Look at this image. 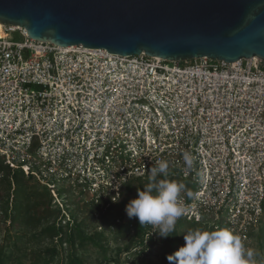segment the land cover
<instances>
[{
  "label": "built area",
  "instance_id": "obj_1",
  "mask_svg": "<svg viewBox=\"0 0 264 264\" xmlns=\"http://www.w3.org/2000/svg\"><path fill=\"white\" fill-rule=\"evenodd\" d=\"M3 27L0 185L6 170L21 172L56 208L79 201L108 210L166 160L167 179L185 185L177 223L229 229L244 247L252 243L264 217L260 59L172 63L63 48ZM185 151L195 157L191 169ZM158 233L150 225L145 247Z\"/></svg>",
  "mask_w": 264,
  "mask_h": 264
},
{
  "label": "water",
  "instance_id": "obj_2",
  "mask_svg": "<svg viewBox=\"0 0 264 264\" xmlns=\"http://www.w3.org/2000/svg\"><path fill=\"white\" fill-rule=\"evenodd\" d=\"M0 24L63 48L264 63V0H0Z\"/></svg>",
  "mask_w": 264,
  "mask_h": 264
},
{
  "label": "rangeland",
  "instance_id": "obj_3",
  "mask_svg": "<svg viewBox=\"0 0 264 264\" xmlns=\"http://www.w3.org/2000/svg\"><path fill=\"white\" fill-rule=\"evenodd\" d=\"M16 39L19 40L20 38L17 36ZM19 173L22 174L21 172ZM142 185L145 184L139 183L138 186L135 185V188ZM0 190L3 193L9 191L10 194L9 185L4 181L0 185ZM41 197L48 202L52 199L47 188L34 180L26 179V182L20 183L17 186V190L11 195L14 213L16 212V215H18L20 210L32 208ZM136 197L135 195L132 197L128 193L126 197L127 202ZM120 204H113L107 208L108 210L102 207H93L79 201L63 203V208L57 204L62 211H66L71 219L76 217L75 223L83 225L85 234L88 237L99 232L104 233V239L99 241L104 250L99 249L94 244H87L85 248L78 247V258L82 264H160L167 256L169 237L161 238L157 235L153 243L149 242L147 244L148 247L144 249L133 246L134 229L123 235L118 234L119 225L131 220L126 215L125 207L123 208V205ZM53 205L56 208L55 204ZM19 218L11 222L10 216L6 217L3 205L0 204V252L4 247L6 253L13 254L12 260L7 261V264H44V260L48 257L45 250L50 247H56L57 250L54 264H69L70 246L67 242L61 243L58 239L41 240L35 238V235L46 225L60 222L59 220L52 217L48 221H44L38 229H32L22 217L19 216ZM66 222H69L68 218L60 222L61 226H65ZM192 223L182 220L180 225L176 224L178 246L175 248L174 253L184 246L185 241L183 236L189 230H192L190 228ZM196 229L211 231L207 227ZM127 247H130L131 250H128ZM245 249L254 250L256 264H264V217L252 243L248 247H245Z\"/></svg>",
  "mask_w": 264,
  "mask_h": 264
},
{
  "label": "clouds",
  "instance_id": "obj_4",
  "mask_svg": "<svg viewBox=\"0 0 264 264\" xmlns=\"http://www.w3.org/2000/svg\"><path fill=\"white\" fill-rule=\"evenodd\" d=\"M194 160L191 152L183 153L188 169L193 167ZM168 168L166 160L152 166L148 183L143 190L137 189V198L125 207L128 218H138L140 225L158 226L161 238L171 236L185 211L180 202V193L185 185L167 179ZM183 239L184 246L167 256L169 264H256L254 250L245 249L241 237L229 229L189 230Z\"/></svg>",
  "mask_w": 264,
  "mask_h": 264
},
{
  "label": "trees",
  "instance_id": "obj_5",
  "mask_svg": "<svg viewBox=\"0 0 264 264\" xmlns=\"http://www.w3.org/2000/svg\"><path fill=\"white\" fill-rule=\"evenodd\" d=\"M13 177V182L15 185V189L13 192L17 190V186L22 183L26 182L27 180H30L25 177L24 173L20 174L19 172L12 173L11 170H6V177L4 178V182L9 185L10 188V194L9 191L2 192L0 190V204L3 205V209L6 212V217L10 216L11 222H14L17 220V218L22 217L26 223L30 225L32 229H38L44 221H48L49 219L56 218L60 222L62 220H66V217L63 216L62 210L58 207L55 208L53 205V200L51 199L49 202L46 201L43 197L39 198L35 205L32 206L30 209H24L20 210L18 215H16V212L14 213V209L11 206V195H12V189H13V183L10 179V177ZM146 182H141L140 184H147ZM145 185H142L143 187ZM139 186L137 188L130 187L129 191L132 197L135 195L137 196V189L143 190V187ZM137 198V197H136ZM127 199L125 198L123 201H121L120 205H123V208L126 207ZM13 212V213H12ZM12 215V216H11ZM106 217V216H105ZM69 222L65 223V226H61L60 222H54L49 225H46L42 230L39 231L37 235H35V238L38 239H50L55 240L58 239L61 243L67 242L70 246V254H69V264H82L80 259L78 258V247L79 248H85L87 244H94L99 249L104 248L99 244V241L104 239V233L99 232L92 236H87L85 234V230L83 229V225L76 224V217H73ZM20 219V218H19ZM118 220V219H117ZM182 221L178 223V225L181 224ZM150 225H140L138 218H131L126 223H121L119 225L118 234L123 235L126 234L133 229V239H132V245L136 248L144 249L146 248L144 245L145 236L147 234V231L149 229ZM204 228L203 225L192 223L190 228L192 230H196V228ZM213 231V230H211ZM177 226L175 227V231L171 234V236L168 239L167 244V256L173 255L175 248L178 246V236H177ZM155 238H151L150 242L153 243ZM129 250L130 247H127ZM131 250V249H130ZM46 259L44 260V264H54L55 256L57 254L56 247H50L45 250ZM0 264H7V261L12 260V253H6L5 248H2V251L0 252ZM167 256L164 258V260L160 264H169V261L167 260Z\"/></svg>",
  "mask_w": 264,
  "mask_h": 264
},
{
  "label": "bare ground",
  "instance_id": "obj_6",
  "mask_svg": "<svg viewBox=\"0 0 264 264\" xmlns=\"http://www.w3.org/2000/svg\"><path fill=\"white\" fill-rule=\"evenodd\" d=\"M4 36V27L2 24H0V37Z\"/></svg>",
  "mask_w": 264,
  "mask_h": 264
}]
</instances>
